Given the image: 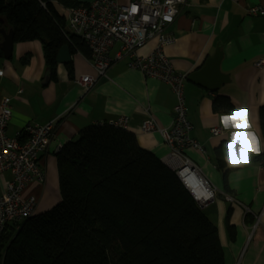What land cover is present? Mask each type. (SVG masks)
Here are the masks:
<instances>
[{"label":"crops","instance_id":"obj_1","mask_svg":"<svg viewBox=\"0 0 264 264\" xmlns=\"http://www.w3.org/2000/svg\"><path fill=\"white\" fill-rule=\"evenodd\" d=\"M79 1L88 5L93 0ZM132 1L118 0L122 5ZM55 5L66 16V9ZM256 5L264 7V0H188L170 27L175 43L165 51L175 69L188 74L185 99L192 125L190 137L204 152L186 148L184 154L213 193L209 199L202 193L201 209L217 228L225 264H264V134L260 118L264 66L258 65L264 59V16L248 14ZM155 44V40L149 41L138 54L149 55ZM118 48L116 45L113 52ZM109 69L87 91L74 79L82 74L97 77V73L81 52L70 50L69 61L58 62L54 76L48 72L43 44L38 40L14 43L10 60L4 52L0 56V103L12 99L8 136L14 137L29 124L57 125L49 151L40 160L45 182L33 181L23 192L24 198H37L35 215L61 201L58 146L77 141L81 131L99 123L128 117L127 130L136 136L139 146L173 170L167 163L171 149L162 136L143 134L141 126L152 118L160 128H171L176 95L163 81L129 69L124 60ZM222 99L231 105L230 113L215 111L214 102ZM231 115L241 120L235 128L231 122L223 123V117ZM213 128L222 129L223 134L212 135ZM233 132L239 146L232 140ZM249 134L258 151H252ZM11 175L0 173V192Z\"/></svg>","mask_w":264,"mask_h":264},{"label":"trees","instance_id":"obj_2","mask_svg":"<svg viewBox=\"0 0 264 264\" xmlns=\"http://www.w3.org/2000/svg\"><path fill=\"white\" fill-rule=\"evenodd\" d=\"M65 9L79 0H0V29L14 43L43 44L53 76L64 46L91 57L67 33ZM0 34V56L3 55ZM215 111H232L227 99ZM264 134V107L260 113ZM262 159V156L259 157ZM61 201L0 240V264H225L218 231L175 171L136 136L108 125L81 131L58 153Z\"/></svg>","mask_w":264,"mask_h":264},{"label":"built area","instance_id":"obj_3","mask_svg":"<svg viewBox=\"0 0 264 264\" xmlns=\"http://www.w3.org/2000/svg\"><path fill=\"white\" fill-rule=\"evenodd\" d=\"M187 5L188 0H133L127 5L120 4L118 0H93L87 7L66 8V21L67 33L80 38L90 50L89 61L97 73V77L77 76L74 79L77 86L87 91L92 89L99 78L106 77L113 64L123 60L129 69H137L145 77L170 86L177 101L171 128H160L151 118L142 124L141 130L143 134L157 132L162 136L171 149L167 163L194 199L202 204V195H197L187 183L190 175H197L198 171L184 154L185 149L204 152L203 146L190 137L192 125L188 120L185 99L188 74L177 71L165 52L176 40L170 27ZM248 14L264 16V7L253 6L248 9ZM151 40L156 41L153 51L147 56L139 55L138 51ZM116 45L119 48L113 52ZM258 65L264 66V59ZM11 103L10 98H4L0 103V173L12 174L4 191L0 192V240L9 226H19L35 216L37 198H24L23 192L33 181L45 182L46 172L40 160L49 151L57 126L55 122L29 124L10 137L7 128L12 117ZM129 123V118L123 117L96 125L127 130ZM211 133L220 136L223 131L213 128ZM62 149V145L58 146L57 152ZM203 186L207 194L205 199L213 198L207 181Z\"/></svg>","mask_w":264,"mask_h":264},{"label":"water","instance_id":"obj_4","mask_svg":"<svg viewBox=\"0 0 264 264\" xmlns=\"http://www.w3.org/2000/svg\"><path fill=\"white\" fill-rule=\"evenodd\" d=\"M0 34L3 37V42H2V48L3 52H4V56L5 58L9 59L12 56V52H13V46H14V40H13V30L10 29L9 33L6 32L4 29H0ZM70 59V48L68 46H64L59 54H58V62L64 63L69 61ZM48 80V78H47ZM198 178L202 181V185H204V181H206L205 179H203L202 176H200L199 173H197ZM200 205V207H203L202 204H198Z\"/></svg>","mask_w":264,"mask_h":264},{"label":"snow or ice","instance_id":"obj_5","mask_svg":"<svg viewBox=\"0 0 264 264\" xmlns=\"http://www.w3.org/2000/svg\"><path fill=\"white\" fill-rule=\"evenodd\" d=\"M133 11H135V9H133ZM229 122H231L233 128H235L236 125L241 122V120H240V118L236 117L235 115L223 117V123L225 124V126H227L229 124ZM249 139L252 141V151H254V152L258 151V148L256 146V142L253 139L251 134H249ZM232 140L235 142L236 145H238V146L240 145V141L237 139L236 132H233Z\"/></svg>","mask_w":264,"mask_h":264},{"label":"bare ground","instance_id":"obj_6","mask_svg":"<svg viewBox=\"0 0 264 264\" xmlns=\"http://www.w3.org/2000/svg\"><path fill=\"white\" fill-rule=\"evenodd\" d=\"M189 187L199 196L205 194V187L202 185V181L198 178L196 174H191L190 178L187 180Z\"/></svg>","mask_w":264,"mask_h":264},{"label":"rangeland","instance_id":"obj_7","mask_svg":"<svg viewBox=\"0 0 264 264\" xmlns=\"http://www.w3.org/2000/svg\"><path fill=\"white\" fill-rule=\"evenodd\" d=\"M59 192H60V186H59ZM52 208H54V207H52ZM52 208H51V209H52Z\"/></svg>","mask_w":264,"mask_h":264}]
</instances>
